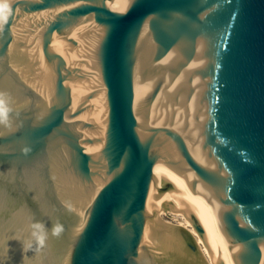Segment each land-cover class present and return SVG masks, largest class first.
Returning <instances> with one entry per match:
<instances>
[{
	"label": "water",
	"instance_id": "water-1",
	"mask_svg": "<svg viewBox=\"0 0 264 264\" xmlns=\"http://www.w3.org/2000/svg\"><path fill=\"white\" fill-rule=\"evenodd\" d=\"M0 100V264H264V0H0Z\"/></svg>",
	"mask_w": 264,
	"mask_h": 264
},
{
	"label": "clouds",
	"instance_id": "clouds-1",
	"mask_svg": "<svg viewBox=\"0 0 264 264\" xmlns=\"http://www.w3.org/2000/svg\"><path fill=\"white\" fill-rule=\"evenodd\" d=\"M8 108L6 101L0 100V117L7 119ZM63 232V226L60 223L54 224L49 229L45 224L33 221L28 225V237L23 241L26 249H32L35 245L37 249H43L49 239V236L59 237Z\"/></svg>",
	"mask_w": 264,
	"mask_h": 264
}]
</instances>
